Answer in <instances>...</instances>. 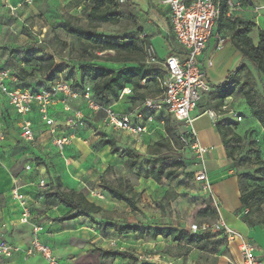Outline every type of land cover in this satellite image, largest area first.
I'll return each instance as SVG.
<instances>
[{
  "label": "rangeland",
  "instance_id": "obj_1",
  "mask_svg": "<svg viewBox=\"0 0 264 264\" xmlns=\"http://www.w3.org/2000/svg\"><path fill=\"white\" fill-rule=\"evenodd\" d=\"M120 1L116 0L123 18L119 23L111 24L89 18L92 1L78 5L76 0H31L28 4L24 0H0V70H9L17 75L22 87L39 90L49 88L59 80L81 79L80 65L85 62L113 69L137 65L109 61L113 58L123 60L127 57L142 59L137 48L132 46L131 52L127 54L104 51V45L109 42H135L138 48L142 47L147 33L158 29L154 24V11L158 1L127 0L123 4ZM254 3V7L260 9L261 24L256 25L254 16L250 14L243 15L240 20L254 23L252 33L248 37L257 45L259 32H264V0ZM65 21L89 30L98 42L91 43L68 35L62 29ZM240 30H242L240 27L235 30L225 29L221 33L233 51L235 37ZM150 38L151 42L154 39L153 43L158 53L161 56L166 54L169 41L167 36L158 35L156 32L155 36ZM170 44L172 47L180 48L174 36L170 38ZM228 45L219 57L213 54L215 66L209 71L211 90L203 94L204 99L200 102L199 108L212 107L219 110L223 94L217 90L218 81L223 82L229 70H236L240 66L241 57L236 65L239 55L231 57ZM214 51V48H211L210 53ZM144 62L147 73L156 68ZM108 63L118 66H108ZM250 77V73L244 71L234 85L233 81H228L231 107L244 116L243 122L239 125L232 124L231 129L242 135V141L229 146L233 151V160L229 159V163L242 185L248 190L264 184L260 136L253 127L255 120L244 99V92L248 89L244 82ZM250 80L254 85L252 93L257 104L264 107V77L261 80L254 72ZM85 84L91 83L85 80ZM158 88V83L147 82L142 84L137 94H143L148 98L154 97ZM120 104L128 106L127 102ZM101 120V115L94 116L92 122L83 128L85 130L82 129L85 132L91 131L93 135L91 140L87 141L83 148L77 146L75 140L71 141L72 144L68 146L66 154L70 161L69 167H72L71 174L78 180V184L72 190L82 192L89 202L102 207L103 212L98 215H83L76 220L57 225L56 218L47 216L42 206L38 208L35 206L34 211L37 213L34 218L31 210V231L34 226L41 227L42 231L46 229L47 236L42 240L51 247L63 264H71L88 252H91L88 261H84L86 260L84 255L74 264H82L83 261L88 264H238L240 257L237 249L235 246L230 247L216 230H211L210 240L192 245H179L172 239H164L161 236L152 239L149 233L151 228L188 231L192 225L206 223L213 226L218 220L219 216L216 218L210 214H199L205 207L204 194L195 183L199 162L180 138L188 130L172 118H168L164 127L157 128L153 135H144L139 140L125 132L105 130ZM168 129L171 131L168 132ZM61 136L71 137V133L64 131ZM166 138L169 139L170 146L157 147L156 144ZM102 140L115 141L117 151L129 157L121 159L113 156L110 150L96 151L95 146ZM44 142V138L40 139V144ZM48 157L41 161V165L46 169L43 177L46 181H53L58 177L61 180L62 170H58V167L62 160L60 161L54 148L50 150ZM128 159L136 162V165L132 166ZM152 159L162 160L153 163ZM156 167H164L166 173H173L171 179L164 180L162 184L154 182L150 178V173ZM61 183L63 190H68L62 180ZM107 186L128 193L136 201V209L112 199L106 191ZM54 192L52 189L43 194L47 208L56 204L52 199ZM263 213L264 206L261 211H255L253 218H262ZM61 217L68 218L67 215ZM138 225L145 226L143 237L139 234L119 233L125 231L128 226ZM119 253L127 255L128 258L118 256ZM22 256L23 258L14 261L15 264L46 263L41 259H33L36 257L24 254ZM11 260L13 259L6 262L10 263Z\"/></svg>",
  "mask_w": 264,
  "mask_h": 264
},
{
  "label": "built area",
  "instance_id": "obj_2",
  "mask_svg": "<svg viewBox=\"0 0 264 264\" xmlns=\"http://www.w3.org/2000/svg\"><path fill=\"white\" fill-rule=\"evenodd\" d=\"M30 1L24 0L25 3ZM126 1L121 0L120 2L123 4ZM245 1L247 0H162L161 5L168 14L170 31L181 47V51L160 61L153 44L145 47L146 63L157 66L165 74L160 83L163 92L136 104L132 103V109L125 113H117L112 106L103 107L98 104L92 97L91 84H85L82 89H77L73 87L75 81L59 80L49 88L38 90L22 87L17 75L9 70L1 69L0 98L4 99L8 106L5 109L12 110L17 116L21 141L30 147H36L37 139L33 121L29 118V115L36 112L44 126L49 129L59 156L66 165L70 164L66 148L71 144V137L58 136L55 119L50 113L51 107L57 104H63L65 111L71 112L65 122L67 130L71 132L83 129L88 124L90 117L103 115L102 123L105 130L125 132L128 136L140 140L144 135H153L157 128L165 126L168 118H172L188 130L180 137L181 142L185 147L190 148L197 157L198 166L204 165L208 149L200 144L196 132L191 128L194 122L191 115L204 99L203 94L211 90L207 70L213 67V62L205 59V52L213 38L217 40L218 49L224 47L226 38L220 32L221 21L223 18L236 19V14L245 8ZM251 12L255 21L260 18L259 8L253 7ZM130 96H133V89L127 87L120 92L118 101ZM72 100H83L86 108L73 109L69 103ZM204 114L209 117L214 126L225 119L236 120L237 123L244 120L243 115L232 109L231 97L223 100L219 110L206 109ZM5 126L4 122L0 120V141L6 139ZM25 169L29 171L31 165L27 164ZM195 183L204 196L213 201L219 217L213 226L206 223L192 225L191 233L200 234L208 230H216L229 245L238 244L242 264H261L256 255V245L221 219L212 183L204 169L196 173ZM38 187L42 190L48 189L45 180L41 181ZM12 191L14 199L18 201L22 210L20 222L25 225L30 224L29 200L20 192L18 182L14 183ZM247 213L248 209H245L242 215ZM42 230L39 226L32 228V239L25 249L1 241L0 256L8 259L22 252L28 257H41L46 264H63L51 247L41 242L40 233Z\"/></svg>",
  "mask_w": 264,
  "mask_h": 264
},
{
  "label": "crops",
  "instance_id": "obj_3",
  "mask_svg": "<svg viewBox=\"0 0 264 264\" xmlns=\"http://www.w3.org/2000/svg\"><path fill=\"white\" fill-rule=\"evenodd\" d=\"M157 1L158 3L156 4L154 11L155 14L154 24L157 25L158 29L156 31H152L151 33H147L146 38L155 36L156 32L158 35L164 37L165 35L167 36V39H169V41L166 47L167 50L166 54L161 56V54H159L157 51L158 59L160 61H163L171 55H176L180 53L181 47L175 48L171 46L170 38L173 35L170 31L171 26L169 23L168 14L166 9L161 5L162 0H157ZM259 1L260 0L245 1L244 10L238 12L236 14V18L240 19L243 15L246 14L252 15L251 9L254 7L255 4L254 2H259ZM137 5L140 6L139 3ZM254 22L256 23V25H260L261 19H258ZM152 41L155 42L154 39ZM153 42H151V44L154 45ZM227 45L228 43L226 41L224 47L222 49H218L216 38L211 39L209 46L205 52V59L211 60L213 62L212 60L213 54L215 57H219L222 54L221 53L222 50ZM228 47L230 48L228 52L231 57H235V56L237 57V55H239L236 61V65H238V62L240 61V57L242 61V55L236 50V48H234L233 51L229 45ZM211 48H214L215 50L212 53H210ZM107 65L112 67L118 66L117 64H111V63H108ZM214 66L215 63L213 62V67L208 68L207 70L209 81H210L209 71L212 68H214ZM234 71L235 70L232 69L229 70V72H227V75H230ZM227 77L224 78L223 82L227 79ZM218 82L219 84L223 83L222 80ZM120 102H127L128 106H126L125 104L121 105ZM69 103L73 109L86 108L83 100H75V101L72 100L69 101ZM7 107L8 106L6 105L4 99L0 98V115L4 113V110ZM132 107H133L132 102L129 98H124L116 102L112 106V108L117 113H125L127 111H130ZM205 110L206 109H202L201 107L200 108L198 107L191 115L192 118L194 119L191 128L196 132L200 144L208 149V152L205 155L204 165L198 166V169L199 170L204 169L208 174V177L213 186L214 198L216 202L219 204L221 219L229 227L238 231L243 236L250 239L256 245L257 247L256 255L259 257L261 264H264V226L257 225L255 227H250L247 223L241 220L240 216L236 215V212L242 208L240 201V197H241L240 181L229 163L227 149L224 145L223 137L217 130L216 126L212 124L209 117L204 114ZM10 111L11 112H9V114L12 113L13 117L17 119V116L14 114V112L12 110ZM50 113L52 117L55 119L56 127L58 130V136L63 135L64 131H68L65 126V122L69 117V115H71V112H66L63 104H57L51 107ZM93 117L94 116L88 119L89 123L92 122ZM102 117L103 115H101V119ZM29 118L33 121V129L37 139L36 147L34 148L30 147L25 142L21 141L18 132V128H19L18 123L14 125V128H16L17 130L12 128L13 135L11 134L8 139H5L4 141H0V159L2 162V164L0 165V242L6 241L10 244L20 247L21 249L27 248L31 242L32 226L31 224L25 225L20 222L22 210L18 201L14 199L13 191H12L15 182H18V186L20 187V192L28 198L30 208L32 210L33 218L34 216H36L37 213L36 211H34V209L36 207L38 208L39 206H42V208L46 210L45 212L47 216H53L56 219L61 218V216L64 215H67L68 218H71L73 216V214L70 213L69 209L63 206H58L57 204H55L54 206H48L49 208H47V202L45 203L44 201L45 197H43V194L46 193V191H50L52 189L54 190V188L56 187L57 178L55 180L53 179V181L51 180L49 181L48 179H47L48 181L45 180L43 174H45L46 169L43 165H41V161L49 158L48 156L50 154V150L53 148L56 150V153L60 161L62 159L59 156L57 149L53 144V140L51 138L49 129L44 126L39 115L36 112H33L31 115H29ZM254 120L255 121L253 127L256 130L257 134L260 136L259 142L262 150V161L264 162V130L262 129V127L255 118ZM83 130L81 129L75 132L69 131L71 133V141L75 140L74 143L75 144L77 143L78 144L77 146H79L80 148H83V146L87 144V141H90L93 136L91 131L85 132ZM42 138L45 139V142L40 144V139ZM47 146L48 148H46ZM66 149H68V147ZM109 150L110 149L106 147L102 151L109 152ZM62 161H61L62 164L59 165L58 170H62L61 180L64 186L67 187L68 189L65 191H69L75 188V185L78 184V180L71 174L70 168L72 169V167H69V165H66L64 161L63 162ZM27 164L31 165V169L29 171L25 169V166ZM65 174L74 178L77 182H74L72 180L71 183L67 184L65 181L66 180ZM43 180L47 182L48 189H43V190L39 189L38 184ZM203 198L205 199L206 197L203 196ZM242 214L243 212L240 215L242 216ZM63 218L68 219L67 217H63ZM58 223L59 222H56L57 225H59ZM54 228L56 229L57 227ZM45 230L46 229H44V231L40 233V240L45 245H48L45 243L44 240H42L43 237L45 238L47 236ZM229 246L230 247L235 246V248L237 249V253L239 254L240 257L238 264H242L241 254L238 250V244L233 243L230 244ZM87 254L91 255V252H88ZM22 255L23 254L21 252L8 259L2 258L0 264H15L14 261L17 260V258L20 257L23 258ZM84 255H82L81 257H83ZM10 259H13L10 261V263H8L9 261L6 262V260H10ZM33 259L43 260L41 257H36ZM78 259L74 260L71 264L77 263ZM43 262L45 263L44 260Z\"/></svg>",
  "mask_w": 264,
  "mask_h": 264
},
{
  "label": "trees",
  "instance_id": "obj_4",
  "mask_svg": "<svg viewBox=\"0 0 264 264\" xmlns=\"http://www.w3.org/2000/svg\"><path fill=\"white\" fill-rule=\"evenodd\" d=\"M89 1L93 2L89 13V18L91 20H99L105 23L117 24L123 18L122 13L119 11L120 5L116 2V0H76L78 5L87 4ZM132 6L137 8L136 5ZM254 26V23H245L239 18H223L221 21V33L225 29L235 30L238 27L242 28V30H240L235 37V48L242 55V61L240 63V66L230 75H228L227 79L223 83L217 86V90H219L220 93L223 94L221 97L222 101L219 104V108L221 107L224 99L231 97V93L229 92V80L233 81L232 85H234L236 79L244 71H247L248 74L250 73V79L252 78L254 72H256L257 77L261 80L262 77H264V32H259V42L257 45H255L253 41L248 37L252 33V28ZM62 29L68 35H71L79 40H85L91 43L98 42L92 32L85 29L84 27L76 26L71 22L65 21L62 25ZM150 44L151 38L148 37L145 39L142 47L140 48L136 46L135 42H109L105 44L103 49L104 51L110 50L116 53L127 52V54L131 52L133 46L138 49L139 53L142 55L143 58L138 60L127 57L123 60H115L114 58L109 60L114 61L115 63L137 64L133 67H123L121 69H113L91 62L82 63L80 65L81 79H71L75 81L73 87L77 89H82L85 85V80H88L92 84L93 99L103 107L113 106L116 102H118L120 92L127 87L133 89V96L126 97L129 98L132 103L136 104L138 102L144 101L148 97L143 94H137V92H139V89L142 87V84H146L147 82L158 83L159 88L156 89V93L157 95H160L163 92L160 83L165 77L164 72H162L161 69H159L157 66H153L156 68L151 72L147 73L145 71V47ZM250 79L247 78L244 82V85L248 87V89L244 92V99L250 109L251 116L258 121V123L264 130V107L257 104L256 97L252 93L254 92V85L252 84ZM207 109L213 108L210 107ZM9 112L10 111L8 109H5V114L2 113L0 115V120L4 122V125H6V139H8L11 134L13 135L12 128L17 130L16 128H14V125L17 123L18 119L13 117L12 113L9 114ZM232 124L239 125V123L233 121L232 119H225L218 123L216 126L217 130L223 137L224 145L227 149L228 159L230 160H233V151L229 149V146L231 144L239 143L242 141V137L231 129ZM170 131L171 130L168 129V132ZM156 145L157 147H169L170 142L169 139L166 138L163 141L157 143ZM106 147H110V153L113 156H117L121 159L129 157L125 153H119L117 151L116 142L113 140H102L95 146V149L99 152ZM152 160L153 163H158L162 159ZM128 162L132 166L136 165V162H132L130 161V159H128ZM172 175L173 173H166L164 167H156L151 170L150 178L157 184H162L164 180H170ZM62 188L63 185L60 179L57 178L56 187L54 188L55 192L52 195V199L55 200L58 206H63L69 209L70 213H72L73 216L68 219L63 217L57 218L55 219V222L64 223L69 220H76L82 217L83 215H98L103 212L102 207L96 205L95 203L89 202L82 192L76 190L65 191ZM240 190V201L242 208L236 212V215L239 216L245 209H248V213L240 217L241 220L247 223L250 227H255L257 225L264 226V216L258 219L253 218L255 211H261L262 207L264 206V184L257 185L252 189L248 190L242 185L240 181ZM106 191L112 199L118 202H123L132 209H136V201L133 197H130L128 193L120 191L111 186H107ZM203 203L205 204V207L202 211H200V215L210 214L215 216L216 218L219 216L217 209L211 199L205 198ZM145 230L146 229L144 225H138L137 227L128 226L125 231H120L119 233L139 234L140 237H143ZM149 233L151 234L152 239H156L157 237L161 236L164 239L170 238L173 242L178 243L179 245H192L196 242L200 243L211 239V230H208L205 233L192 234L191 229L185 231L184 229L171 230L168 228H151ZM90 256V254L85 255L86 260L84 261H88ZM118 256L128 258L127 255L121 253H119ZM84 261L82 262V264H88Z\"/></svg>",
  "mask_w": 264,
  "mask_h": 264
},
{
  "label": "bare ground",
  "instance_id": "obj_5",
  "mask_svg": "<svg viewBox=\"0 0 264 264\" xmlns=\"http://www.w3.org/2000/svg\"><path fill=\"white\" fill-rule=\"evenodd\" d=\"M66 175V174H65ZM64 177V176H63ZM65 181L67 184L71 183V181L73 180L74 182H77L74 178L70 177L69 175H66L65 177Z\"/></svg>",
  "mask_w": 264,
  "mask_h": 264
}]
</instances>
